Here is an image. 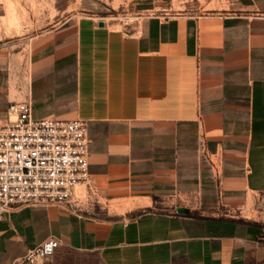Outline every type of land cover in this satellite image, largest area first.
Segmentation results:
<instances>
[{
    "label": "crops",
    "instance_id": "1",
    "mask_svg": "<svg viewBox=\"0 0 264 264\" xmlns=\"http://www.w3.org/2000/svg\"><path fill=\"white\" fill-rule=\"evenodd\" d=\"M225 9L129 31L71 13L18 72L0 57V118L29 98L35 118L85 120L94 186L82 207L0 214V264L52 236L45 264H264V223L216 211L264 193V0Z\"/></svg>",
    "mask_w": 264,
    "mask_h": 264
},
{
    "label": "built area",
    "instance_id": "2",
    "mask_svg": "<svg viewBox=\"0 0 264 264\" xmlns=\"http://www.w3.org/2000/svg\"><path fill=\"white\" fill-rule=\"evenodd\" d=\"M122 25L129 31L131 22ZM89 142L85 120L35 118L29 98L11 101L0 118V214L29 206L78 207V186L94 192ZM61 245L52 236L30 249L22 264H45Z\"/></svg>",
    "mask_w": 264,
    "mask_h": 264
},
{
    "label": "rangeland",
    "instance_id": "3",
    "mask_svg": "<svg viewBox=\"0 0 264 264\" xmlns=\"http://www.w3.org/2000/svg\"><path fill=\"white\" fill-rule=\"evenodd\" d=\"M226 6L227 0H0V57L8 64L13 63V71L18 72L17 66L23 68L31 59L33 38L46 28L60 24L71 13L105 16L111 25L120 28L124 20H129L128 29L134 30L150 16L226 12ZM15 85L14 79V93ZM76 196L81 207L94 202L86 188L82 192L76 190ZM194 202V198L186 197L176 201L178 204ZM216 211L222 216L264 223V193L249 194L238 207L224 203Z\"/></svg>",
    "mask_w": 264,
    "mask_h": 264
},
{
    "label": "water",
    "instance_id": "4",
    "mask_svg": "<svg viewBox=\"0 0 264 264\" xmlns=\"http://www.w3.org/2000/svg\"><path fill=\"white\" fill-rule=\"evenodd\" d=\"M100 25H104V22H100ZM177 211L179 213H189L190 212V209L187 208V207H178L177 208Z\"/></svg>",
    "mask_w": 264,
    "mask_h": 264
},
{
    "label": "bare ground",
    "instance_id": "5",
    "mask_svg": "<svg viewBox=\"0 0 264 264\" xmlns=\"http://www.w3.org/2000/svg\"><path fill=\"white\" fill-rule=\"evenodd\" d=\"M76 190H78V192H82L83 190H85V187L84 186H78Z\"/></svg>",
    "mask_w": 264,
    "mask_h": 264
}]
</instances>
